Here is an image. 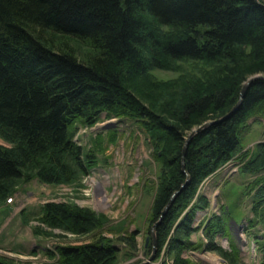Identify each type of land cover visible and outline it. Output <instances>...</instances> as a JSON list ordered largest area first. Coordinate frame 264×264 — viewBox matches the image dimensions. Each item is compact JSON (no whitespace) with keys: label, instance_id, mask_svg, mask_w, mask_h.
<instances>
[{"label":"trees","instance_id":"16d2710c","mask_svg":"<svg viewBox=\"0 0 264 264\" xmlns=\"http://www.w3.org/2000/svg\"><path fill=\"white\" fill-rule=\"evenodd\" d=\"M42 32L84 41L94 53L80 62L51 50L36 36ZM171 61L207 69L177 90L144 88L145 96L137 94L152 101L147 106L124 85L126 73L137 77L148 64L160 68ZM256 75L264 76V0H0V139L10 145L0 146V201L22 180L76 182L96 164L94 154L74 142L77 127L94 125L102 113L128 117L147 132L161 165L147 232L178 193L154 230L157 256L169 243L177 257L191 246L186 239L194 209L207 205L199 196L188 209L198 188L242 151L247 123L264 119V80L257 79L239 108L222 120L238 103L242 85ZM207 122L190 140L182 163L187 134ZM260 172L264 143L242 168L243 174ZM252 186L254 212L264 226V176ZM40 213L41 223L71 234H90L103 225L100 217L66 204L47 203ZM222 225L216 218L205 227L206 236L212 241L224 232ZM120 240L135 249L134 235ZM209 247L237 262L234 248L225 253L212 242ZM57 252L58 264H116L118 249L103 237ZM260 253L264 264V246ZM175 263L193 264L178 257Z\"/></svg>","mask_w":264,"mask_h":264},{"label":"rangeland","instance_id":"374dc122","mask_svg":"<svg viewBox=\"0 0 264 264\" xmlns=\"http://www.w3.org/2000/svg\"><path fill=\"white\" fill-rule=\"evenodd\" d=\"M36 36L51 50L68 53L80 62L87 61L94 53L88 43L76 38L51 32ZM145 57L149 59V54ZM148 65L146 74L131 77L129 72L123 76L124 85L135 95L145 96L144 88L153 92L156 86L177 90L186 79L199 77V72L207 69L186 61H171L160 68ZM137 96L146 106L152 103L146 97ZM198 128L192 129L185 140ZM263 131L262 117L249 121L242 130V151L198 188V197L188 209L194 208L199 196L207 205L201 210L194 209L193 232L186 239L191 246L177 256L180 260L193 264H260L264 226L254 212L255 186L252 183L264 173L243 174L242 168L256 156L257 145L264 143ZM74 142L84 153L94 154L96 164L85 175H80L76 182L60 185H49L36 178L22 180L13 187L12 196L0 201V262L58 264V248L84 246L104 237L118 249L116 264H176L177 257L170 254L169 243L157 256L156 241L154 246L151 236L153 227L147 232L161 165L154 155L149 135L139 122L102 113L94 125L77 127ZM0 146L10 147L1 139ZM47 203L86 210L103 220L102 228L85 235L50 228L40 222L41 208ZM216 218L222 221L224 232L211 241L205 227ZM129 235H134L135 249L120 240ZM210 242L225 253L234 248L237 262H230L218 251L211 250Z\"/></svg>","mask_w":264,"mask_h":264},{"label":"water","instance_id":"95a60500","mask_svg":"<svg viewBox=\"0 0 264 264\" xmlns=\"http://www.w3.org/2000/svg\"><path fill=\"white\" fill-rule=\"evenodd\" d=\"M257 79H263L264 80V77H261V76H254V77H251L250 79H248L243 85H242V88H241V91H240V95H239V101L238 103L236 104V106L227 114V116H225L222 120H225L227 118H229L238 108L239 106L241 105V102H242V99L245 95V92L246 90L248 89V87L254 82L256 81ZM211 123L207 122V123H204L202 126H200L198 129L194 130L189 136L188 138L186 139L185 141V144L183 146V150H182V163H183V159H184V156H185V152H186V149H187V146L190 142V140L196 135L198 134L199 132H201L203 129H205L206 127H208ZM178 193H175L171 200L169 201V203L167 204V206L165 207V209L163 210L158 222L153 226L152 230H151V236H152V241L154 243V246H155V233H154V230L156 228V226L158 225L159 221L162 219V217L166 214L167 210L170 208L171 204L173 203L175 197L177 196Z\"/></svg>","mask_w":264,"mask_h":264}]
</instances>
